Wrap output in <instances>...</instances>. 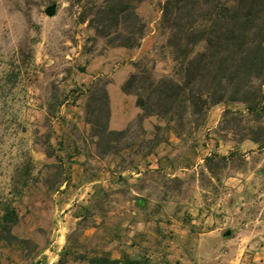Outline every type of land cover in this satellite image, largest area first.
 <instances>
[{
	"label": "rangeland",
	"instance_id": "rangeland-1",
	"mask_svg": "<svg viewBox=\"0 0 264 264\" xmlns=\"http://www.w3.org/2000/svg\"><path fill=\"white\" fill-rule=\"evenodd\" d=\"M162 1L135 0L147 27L126 48L81 22L78 0H0V214L18 215L0 264H55L66 245L154 264H264V146L240 139L255 125L245 104H216L178 134L154 115L139 122L135 95H120L131 72L172 74ZM263 79L259 60L255 83ZM96 80L111 84L122 127L110 128L128 129L118 152L98 153L85 120ZM225 109L242 121L221 128ZM230 152L205 168L207 156Z\"/></svg>",
	"mask_w": 264,
	"mask_h": 264
},
{
	"label": "trees",
	"instance_id": "trees-1",
	"mask_svg": "<svg viewBox=\"0 0 264 264\" xmlns=\"http://www.w3.org/2000/svg\"><path fill=\"white\" fill-rule=\"evenodd\" d=\"M78 2L80 21H87L94 34L110 46L140 45L147 25L136 10L135 0ZM160 10L159 27L166 33L172 74L154 77L141 68L121 84L124 93L135 95V104L141 109L138 121L154 115L173 123L181 134L190 124L198 127L212 106L239 101L255 122L243 128L240 139L264 146V79L255 83L257 64L264 60V0H163ZM107 83L91 82L85 106V120L100 154L118 152V143L128 131L109 126ZM242 119L225 109L221 128ZM158 140L154 139L153 146ZM231 156L233 152L212 153L205 158V168L214 172ZM17 221L15 210L5 207L0 214V241L15 238L11 228ZM70 255L72 260L87 264H154L128 254L113 259L105 251L88 257L71 251L68 245L55 264H67Z\"/></svg>",
	"mask_w": 264,
	"mask_h": 264
},
{
	"label": "crops",
	"instance_id": "crops-1",
	"mask_svg": "<svg viewBox=\"0 0 264 264\" xmlns=\"http://www.w3.org/2000/svg\"><path fill=\"white\" fill-rule=\"evenodd\" d=\"M110 85H108V87H107L108 94H109V97H110V102H111V115H110L109 123L112 126V128H120V127H122L121 125H119V126H113L114 125L113 123H114L115 120H114V110H113V98L111 97V92L109 90L110 89ZM120 95H121V97H124V96L127 97V96H129L131 98L130 100H133L134 101V99H133L132 96H130L129 94L124 93L122 90H121V94ZM122 113H123V111H122ZM138 113H141V109L139 107H137L136 105H134V114H138ZM129 118H131V116L128 117V119ZM126 121L127 120L124 119V122H126Z\"/></svg>",
	"mask_w": 264,
	"mask_h": 264
},
{
	"label": "water",
	"instance_id": "water-1",
	"mask_svg": "<svg viewBox=\"0 0 264 264\" xmlns=\"http://www.w3.org/2000/svg\"><path fill=\"white\" fill-rule=\"evenodd\" d=\"M49 13H51L52 11L50 10V11H48Z\"/></svg>",
	"mask_w": 264,
	"mask_h": 264
}]
</instances>
